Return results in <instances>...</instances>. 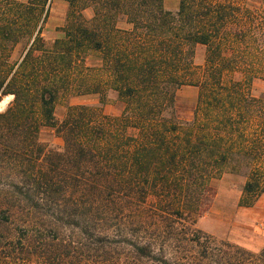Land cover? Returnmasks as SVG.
Wrapping results in <instances>:
<instances>
[{"label": "trees", "instance_id": "1", "mask_svg": "<svg viewBox=\"0 0 264 264\" xmlns=\"http://www.w3.org/2000/svg\"><path fill=\"white\" fill-rule=\"evenodd\" d=\"M63 1L47 45L49 0H0V101L12 97L0 111V264H264V246L196 227L223 175L245 178L242 207L264 192V93L251 94L264 82V0ZM184 86L198 90L190 120L176 109ZM109 93L119 117L102 113ZM65 97L98 105L57 120ZM44 126L61 148L39 141Z\"/></svg>", "mask_w": 264, "mask_h": 264}, {"label": "rangeland", "instance_id": "2", "mask_svg": "<svg viewBox=\"0 0 264 264\" xmlns=\"http://www.w3.org/2000/svg\"><path fill=\"white\" fill-rule=\"evenodd\" d=\"M27 1V0H21ZM179 0H164L167 10L175 11ZM68 5L63 0H49L48 13L43 24L42 38L47 45L60 37L59 29L65 23ZM85 16L91 17V11H86ZM194 53V64H203L205 48L199 45L190 46ZM87 66L97 67L100 61L88 58ZM264 93V82L255 81L251 87V94L258 96ZM198 90L192 86H184L177 93L176 109L178 116L183 120H190L196 104ZM12 97L8 96L0 101V111L4 110ZM108 101L102 107V113L108 117H119L122 103L115 95L108 94ZM98 105L97 97H65L58 102L55 109L57 120H62L68 106ZM39 141L49 149H59L63 145L62 139L48 127L39 131ZM245 178L234 174H225L213 182L215 196L209 210L197 221L196 227L203 233L211 236L216 241H228L250 252H258L264 246V192L251 207L239 205L242 187Z\"/></svg>", "mask_w": 264, "mask_h": 264}]
</instances>
